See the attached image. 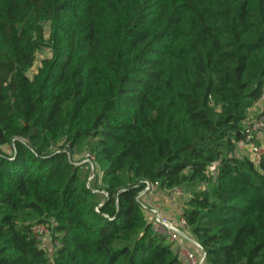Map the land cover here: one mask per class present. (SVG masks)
Wrapping results in <instances>:
<instances>
[{
    "label": "trees",
    "instance_id": "16d2710c",
    "mask_svg": "<svg viewBox=\"0 0 264 264\" xmlns=\"http://www.w3.org/2000/svg\"><path fill=\"white\" fill-rule=\"evenodd\" d=\"M262 94L264 0H0V264H183L143 182L183 190L203 264H264Z\"/></svg>",
    "mask_w": 264,
    "mask_h": 264
},
{
    "label": "built area",
    "instance_id": "2783aa9c",
    "mask_svg": "<svg viewBox=\"0 0 264 264\" xmlns=\"http://www.w3.org/2000/svg\"><path fill=\"white\" fill-rule=\"evenodd\" d=\"M261 101L264 102V95L261 96ZM249 133H264V116L259 117L254 123L249 125ZM251 140V134L247 137V141ZM258 147V148H257ZM250 152L257 161L264 155L262 146H255L250 144ZM258 158V159H256ZM144 189L138 194L136 198L137 204L147 214V221L150 225L151 231L157 236L164 237L171 245H176V253L183 264H203L204 253L199 244L190 236L186 223L182 218V214L171 215L166 214L155 206V196L160 193L157 184L143 182ZM166 197L169 204L175 205L181 198L184 197V192L181 188L175 187L170 190L161 192ZM43 225L36 226L34 231L38 238L44 234ZM200 255V257L197 256Z\"/></svg>",
    "mask_w": 264,
    "mask_h": 264
},
{
    "label": "rangeland",
    "instance_id": "374dc122",
    "mask_svg": "<svg viewBox=\"0 0 264 264\" xmlns=\"http://www.w3.org/2000/svg\"><path fill=\"white\" fill-rule=\"evenodd\" d=\"M46 56H49V53L47 51H43V52L39 53L38 56H37L36 64H35L36 67H34L33 70L28 72L27 74L28 75L31 74V73L33 74L34 73L33 71L36 70L37 65L39 64V62L43 58H45ZM263 107H264V102H260V104H257L256 106H254L252 108V111H250V113L247 116V120L245 122L247 124L246 126H249L251 123H254L260 117V115L262 114L261 112L263 111V109H262ZM256 135H258V138H260V141L261 140L264 141V133H260V135H259V133H256ZM242 148L243 147L241 145H239V148H237V150H236V156L237 157H243L248 152V157L249 158L251 157L252 160L256 161L254 159L255 157L253 155H251L250 148H247V152L244 149H242ZM262 149H264V144L262 145ZM74 155L75 156H72V158L74 159L75 165L76 166H80L81 179L83 180L86 177L87 171H88V174H89L88 180H90L91 177L93 176L91 174L93 171L90 169V167L92 166L91 165V157L92 156H91V153H90L89 149L83 147L81 150L77 151ZM256 159H258V158H256ZM88 180H87V182H88ZM162 203L163 202H159L158 201V202H155L154 204H155L156 207L158 206V209H160L163 212H165V210H166V209H164L165 207L159 205V204H162ZM163 204L166 205V204H169V203L167 201H165ZM169 205H172V204H169ZM44 232H45L44 234L39 236V242L41 244H43V246H45L47 248L48 252H52L51 249H50L51 247L49 248V243H48V240L51 237V232L52 231L47 228V229H44ZM164 243L167 244V245H169V244L171 245V243L169 241H165ZM176 248H177L176 245L173 244L172 245V251L175 252ZM197 256L200 257V255H198V253H197Z\"/></svg>",
    "mask_w": 264,
    "mask_h": 264
},
{
    "label": "crops",
    "instance_id": "0c3cea01",
    "mask_svg": "<svg viewBox=\"0 0 264 264\" xmlns=\"http://www.w3.org/2000/svg\"><path fill=\"white\" fill-rule=\"evenodd\" d=\"M166 197L164 196V194L163 193H158V194H156V196H155V202H165L166 201V199H165ZM182 202H183V200L182 201H178L175 205H169V204H166V205H164L163 203L162 204H159L160 206H164L165 208L164 209H166L165 210V212L164 213H168V214H171V215H179V214H182V209H183V205H182Z\"/></svg>",
    "mask_w": 264,
    "mask_h": 264
}]
</instances>
